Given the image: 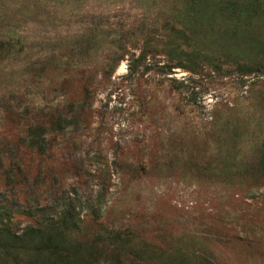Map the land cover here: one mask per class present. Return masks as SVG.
Masks as SVG:
<instances>
[{
	"label": "rangeland",
	"instance_id": "obj_1",
	"mask_svg": "<svg viewBox=\"0 0 264 264\" xmlns=\"http://www.w3.org/2000/svg\"><path fill=\"white\" fill-rule=\"evenodd\" d=\"M63 196L78 264H264V0H0V205L18 233Z\"/></svg>",
	"mask_w": 264,
	"mask_h": 264
},
{
	"label": "trees",
	"instance_id": "obj_2",
	"mask_svg": "<svg viewBox=\"0 0 264 264\" xmlns=\"http://www.w3.org/2000/svg\"><path fill=\"white\" fill-rule=\"evenodd\" d=\"M146 57L145 54L143 55L141 53L135 59H132V62L128 66L130 72H133L140 62L141 65L145 67L151 66V61H147ZM173 58L177 59L174 66L178 64L184 66L180 56ZM92 92L93 88L91 84L83 85L81 93L83 98H80L81 104L79 106H76L75 103L72 104L71 107L68 108V115H66V113L53 114L51 111L47 115V119L43 114L46 121L43 120L39 122L33 119L26 129L24 143L31 148L43 151L49 144L47 139L48 132H62L65 128L79 123L78 109L81 108L84 111L87 109L88 99L92 97ZM9 183L10 181H8V184ZM4 201L5 205H0V217H6L5 220L0 219V231L11 233V236H9L10 239L8 240L11 244L0 245V249H14L13 251L8 252V254L13 258L16 264H49L47 261L41 263L37 260L36 248H26L22 251L24 248L23 243L28 239L33 240V243L45 242L44 246L47 248L46 251L48 252V257L52 258L56 264H78L77 254L72 250L75 247L74 243L66 241V238L69 237L77 240V226L79 225L80 215L71 214L70 211V209L73 208L74 199L63 196L60 199L54 200L50 205L34 206L28 212L36 216L37 227L27 225L18 233L11 230V223L9 222L10 216L8 215V213L15 210L14 203L9 202L7 199ZM94 204H97V201H95ZM53 260L52 262H54Z\"/></svg>",
	"mask_w": 264,
	"mask_h": 264
}]
</instances>
